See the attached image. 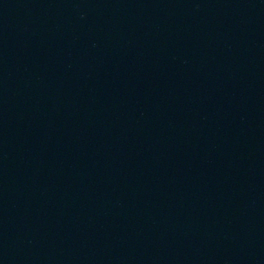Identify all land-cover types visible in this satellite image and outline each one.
Here are the masks:
<instances>
[{
	"label": "water",
	"instance_id": "95a60500",
	"mask_svg": "<svg viewBox=\"0 0 264 264\" xmlns=\"http://www.w3.org/2000/svg\"><path fill=\"white\" fill-rule=\"evenodd\" d=\"M0 264H264V0H0Z\"/></svg>",
	"mask_w": 264,
	"mask_h": 264
}]
</instances>
